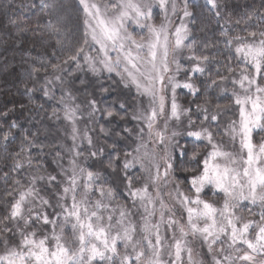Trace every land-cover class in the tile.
Listing matches in <instances>:
<instances>
[{
  "label": "snow or ice",
  "instance_id": "snow-or-ice-1",
  "mask_svg": "<svg viewBox=\"0 0 264 264\" xmlns=\"http://www.w3.org/2000/svg\"><path fill=\"white\" fill-rule=\"evenodd\" d=\"M261 4L255 28L250 23L252 15L235 20L236 25H244L242 35L229 36V29L223 28L222 34L228 37L223 63L217 59L223 53H198L195 39L186 43L192 32L189 24H196L189 0H182V5L177 0H109L103 4L78 0L83 13V32L79 36L71 31L65 33L63 22L54 15L48 0L30 6L14 5V0L6 4L5 14L13 7H30L49 17L44 26L57 36L56 45L63 59L54 49L52 57L58 62L42 60L28 75L38 82V74L50 70L51 75H45L40 85L48 99L55 98L51 86H60L59 103L64 119L71 125L72 148L69 166L61 167L60 178L39 174L42 165L38 161L34 165L31 152L39 147L34 135H25L19 151L5 156L8 171L3 172L5 190L0 201V264H203L192 246L197 240L206 246L211 264H264V0ZM205 7L219 19L227 4L226 0H205ZM181 12L179 24L173 28L172 17ZM157 16L161 17L158 25ZM26 21L27 17L20 23ZM229 22L225 19V24ZM36 25L34 31L41 27L39 17ZM132 26L147 35L137 39L129 30ZM62 33L65 39L60 38ZM185 49L189 53L188 67L178 59ZM171 65H175L174 70ZM84 66L96 75L115 73L125 88L134 87L138 96L149 98L147 110H138L132 119L146 126L150 140L164 146L162 155H140L141 144L131 152L124 151L121 159L119 140H113L111 152H107L104 146L94 143L87 127L79 129L77 120L84 113L64 85L65 74L72 76ZM182 71L183 81L177 79ZM177 89L203 97L195 112L178 102ZM216 89L217 99L222 95L238 108V119L222 130L233 151L215 141V136L221 134L216 129L220 128L222 115L220 105L213 106L212 93ZM100 91L107 93L109 89L101 86ZM87 108L89 123H96L97 113L119 119L127 114L114 108L101 109L94 98L88 100ZM119 108L126 106L121 102ZM57 113L53 109V116L59 119ZM184 118V131L172 130L169 134V122L183 124ZM160 120L162 129L157 127ZM16 127L13 121L0 137L6 152L11 129ZM99 131L105 137H121L120 131L103 126ZM122 132L125 139L133 135L127 127ZM144 133L145 127H139L136 136L143 140ZM182 137L193 138V144L207 141L211 150L202 158L195 150L189 156L188 144L181 143ZM55 156L63 159L60 151ZM89 159L101 167L93 170L90 165L84 166ZM137 165L140 172L147 174L140 186L136 181L141 177L132 173ZM25 172L29 174L23 175ZM178 174L185 175L179 179ZM116 175L124 185L123 192L110 180ZM39 183L47 190L55 189V205L41 195ZM169 184L173 188L167 196L172 203L161 194V188ZM181 184H187V190ZM206 190L222 199V204L205 199ZM122 196L130 200L131 207L117 202ZM48 209L53 212L50 214ZM137 213L139 225L132 219ZM162 228L171 231L170 239ZM66 229L71 241L65 237Z\"/></svg>",
  "mask_w": 264,
  "mask_h": 264
},
{
  "label": "trees",
  "instance_id": "trees-1",
  "mask_svg": "<svg viewBox=\"0 0 264 264\" xmlns=\"http://www.w3.org/2000/svg\"><path fill=\"white\" fill-rule=\"evenodd\" d=\"M104 1L109 2V0ZM178 1L182 5V0ZM32 3L39 5L40 0H14V5L24 4L30 6ZM48 3L55 9L54 15L59 16L63 22L65 33L71 31L77 36L82 34L83 13L78 7V0H48ZM6 4H13V0H0V137L9 130V125L13 121L17 123L18 127L11 129L12 137L7 142V152L5 151V142L0 138V201L4 199L3 193L5 190L3 172L8 171L5 167L4 158L8 154H15L19 151L21 141L25 135H29L30 138L34 135L36 143L39 145V147L32 148L31 152L34 165L37 161L42 165L39 173L41 175L54 173L60 176L61 167L67 168L69 166L68 157H71V152L68 148H72V140L68 135L69 122L64 119V112L59 103L60 86L58 83L51 86L55 98L48 99L43 96L40 85L43 84L45 75H51L50 70L49 73L41 71L37 77L38 82H34L28 75L32 67H39L42 60L51 63L58 62V59L52 57L54 49L57 51V57L63 59L56 45L57 36L44 26L49 17L30 7H13L5 14L3 9ZM226 4L227 8L222 11L221 18L218 19L207 10L205 0H189V11L193 13L196 24H189L192 32L186 43L195 39L198 53H223V55L217 56L221 63L224 62V55L228 53V49L225 47V40L228 37L222 34L223 28L227 27L229 29V36L242 35L244 33L241 30L244 25H236L235 20L241 17L247 19L248 15H252L253 20L250 23L252 28H255L258 22L257 16L262 10L261 0H226ZM34 11L36 12L35 16L32 14ZM45 11H48V9ZM26 17L27 21L21 24L20 21H25ZM37 17L40 18L41 27L39 30L34 31L37 27ZM225 19L230 22L225 24ZM13 21H17V23H13ZM60 38L65 39L64 33L61 34ZM205 44L209 45L206 50L203 48ZM212 45H216V47H212ZM188 55L189 53L185 49L178 56L184 67L189 66L190 62L186 59ZM72 68H74V65ZM180 77L183 78V81L185 78L183 71L180 73ZM65 78L64 87L71 90L73 97H75V103L81 106L84 113L83 117L77 122L79 129L83 131L87 127L94 143L98 146H104L107 152H111L110 145L112 141L119 140L118 148L121 152V159H123L124 151H133L138 140L134 134L136 121L132 119V116L136 114L140 104H143L144 97L138 96L134 87L125 88L120 82V77L116 76L115 73L105 71L96 75L88 70L86 66L81 70L74 71L72 76L65 74ZM26 84L27 88L25 87ZM101 86L108 88L109 91L102 93L100 91ZM231 87V84H229L228 88L231 89ZM29 88L33 91L29 92ZM218 93L219 89L212 93L213 106L218 103L222 113L220 128L216 129L221 134L216 135V137L225 141L226 137L222 134L224 124L238 116V108L233 101L224 98L222 95L217 99ZM93 98L97 100L101 109L114 108L121 113L126 111L127 114L124 119H119L118 117L105 118L97 113L96 123H89L87 104L88 100ZM177 98L183 107L191 108L193 112H195L196 104L203 102V97H193L187 93L186 89H177ZM121 102L125 104V109L119 108ZM53 109L58 110L59 119L53 116ZM5 112L8 113L7 116L3 115ZM100 126L120 131L121 137L118 138L114 135L105 137L99 131ZM125 127L133 130V135L128 136L126 139L123 138L126 134L122 132ZM192 139L182 137L181 143L188 144L189 156L192 151L200 152L201 150V157L198 158H202L206 151L208 152L210 149L207 141L193 144ZM56 151L61 152L62 160L56 158ZM80 162L83 164V157L80 158ZM7 163L10 164L11 160L9 159ZM89 165L93 170L101 167L91 159L84 166ZM132 173L138 175L140 173L138 167L133 169ZM28 174L29 172L23 173L25 176ZM31 174L36 173L32 172ZM183 175L185 174H178L179 179H183ZM140 177L141 179L136 181V186L142 184V176ZM110 180L122 192L124 191V185L118 175L110 177ZM38 187L41 189V194L53 196L54 189L47 190L43 183H39ZM187 187V184H181V188L184 190H187ZM207 196L208 198L213 197L211 194ZM212 201L215 200L212 199ZM117 202L131 207V202L126 196L118 197ZM117 202L113 204L116 206ZM2 211L3 204L0 203V213ZM137 216L139 217V214ZM133 220L136 221L135 216Z\"/></svg>",
  "mask_w": 264,
  "mask_h": 264
},
{
  "label": "rangeland",
  "instance_id": "rangeland-1",
  "mask_svg": "<svg viewBox=\"0 0 264 264\" xmlns=\"http://www.w3.org/2000/svg\"><path fill=\"white\" fill-rule=\"evenodd\" d=\"M97 2H98V3H101V4H103V3H107V2L104 1V0H97ZM177 3L179 4V1H178V0H177ZM180 16H182V12H181V13H178L177 16L172 17V20H173V28H174L175 25L179 24V17H180ZM160 22H161V17L157 16V17L155 18V23L158 25ZM129 30L134 32V35H136L137 39H139V36H140V35H145V36L147 35L146 32H142L141 29H139V28H135V26L130 27ZM97 47H98V46H97ZM111 54H112L113 56H115V53H114V52L111 53ZM180 54H181V53H180ZM180 54H179V55H180ZM93 55H95V52L93 53ZM179 55H178V56H179ZM170 59H171V57H170ZM178 59H179V57H178ZM171 67L173 68V70L175 69V65H171ZM177 79H179V80L182 81L183 78L180 77V74H179V75L177 76ZM60 92H61V91H60ZM60 94H62V93H60ZM142 97H144V99H143V104H140L138 110H147V108H148V103H149V98L146 97V96H142ZM138 110H137L136 114H138ZM236 119H238V116H237L235 119H232V120H236ZM185 120H186V118H184V122H183V124H178V123L175 122V121H170V122H169V134H170V132H171L172 130L184 131V126H185L186 123H187V122L185 123ZM232 120H229L226 124H224V128L227 127V125L229 124V122L232 121ZM77 122H78V120H77ZM77 126L79 127L78 124H77ZM139 127H145V133H144V136H143V140H140V139L136 136V138H137V140H138L136 147H137L138 145L143 144V146L140 148V155H143V153H145V152L149 153L150 155H151L152 153H155L156 155H162V150H163V147H164V146L161 145V144H159V143H154L153 140H150V139L148 138V135H147V128H146V126H144L141 122L136 121L134 134L136 135V132H137V130H138ZM157 127H158V128H161V129L163 128V120H160V121L158 122ZM70 132H71V125L69 124V133H68L69 138H70ZM89 134H90V133H89ZM225 137H226V139H225V141H223V140H221V139H219V138H217V137L215 136V141L218 142V143H221V144L224 146L225 150L233 151L234 148H233L232 143L230 142V140H229V138H228L227 136H225ZM70 139H71V138H70ZM153 139H154V138H153ZM136 147H135V148H136ZM208 147L210 148V149H209V151H210V150H211L210 145H209ZM68 149L70 150V148H68ZM200 153H201V150H200ZM206 153H207V151H206ZM134 154H135V153H134ZM70 158H71V157H68V160H70ZM68 163H69V161H68ZM146 163H147V161H146ZM137 167H138V170H139V166H138V165H137ZM67 168H68V167H67ZM60 173H61V169H60ZM133 174H135V173H133ZM52 175H56V174L53 173ZM146 175H147L146 173H142V172H140V173L138 174V176H142V184L145 182V179H144V178L146 177ZM56 176H57V175H56ZM57 177L60 178V176H57ZM172 188H173V185H172V184H169L167 187H162V188H161V194L164 196V199H165L166 201H168L169 203H172V201L169 200V198H168V196H167V192L171 191ZM182 189H183V188H182ZM53 191H55V189H54ZM150 191H151V189H150ZM208 194H211V193L208 192V191L206 190V193L204 194V198H205V199H210L211 201H212V199H214L215 201H213V202H217L218 204H222V199H218V197H215V196L208 198V196H207ZM41 195H43V194H41ZM44 196L50 198V199L52 200V203L55 205L56 201H55L54 196H51V195H48V196H47V194L44 195ZM97 197H98V193H97L95 196H93L92 198H93V199H96ZM69 203H70V201H69ZM112 206L115 207L114 204H113ZM55 210H56L57 212L60 211L59 208H56ZM48 211H49V213L51 214V213L53 212V209H48ZM138 214H139V213H137V214L134 215V216H135V219H136L135 222L139 225V223H140V216L138 217V216H137ZM180 215H181V210L179 209V206H177V216H180ZM185 215H186V214H185ZM245 215L247 216V214H245ZM134 216L132 217V219H134ZM157 218H158V217H157ZM248 218H255V217H248ZM57 231H59V229H57ZM161 231H162V232H165V229L162 228ZM47 232H48L49 234L51 233V227H50V226L47 227ZM165 234H166V236H167L169 239L171 238L172 233H171L170 230H169V231H166ZM65 237H66L69 241H71V239H72V237H71L70 232H69L68 229H66V231H65ZM52 243H54V242H52ZM192 246H193V248H194V253L196 254L197 258L200 259V260H202V261H203V264H211V256L208 255V252H207V248H206V246H202L201 243H200V241H198V240H197V241H194ZM122 250H123V249H121V251H122ZM0 251H2V249H0Z\"/></svg>",
  "mask_w": 264,
  "mask_h": 264
}]
</instances>
